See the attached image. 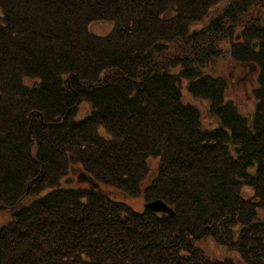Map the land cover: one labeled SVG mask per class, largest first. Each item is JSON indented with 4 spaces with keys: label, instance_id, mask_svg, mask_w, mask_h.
Segmentation results:
<instances>
[{
    "label": "trees",
    "instance_id": "trees-1",
    "mask_svg": "<svg viewBox=\"0 0 264 264\" xmlns=\"http://www.w3.org/2000/svg\"><path fill=\"white\" fill-rule=\"evenodd\" d=\"M225 41L259 68L251 116L207 69ZM26 197L0 264H264V0H0V206Z\"/></svg>",
    "mask_w": 264,
    "mask_h": 264
},
{
    "label": "rangeland",
    "instance_id": "rangeland-1",
    "mask_svg": "<svg viewBox=\"0 0 264 264\" xmlns=\"http://www.w3.org/2000/svg\"><path fill=\"white\" fill-rule=\"evenodd\" d=\"M201 25V24H198ZM113 24L109 21H95L90 23L89 28L95 33L105 35L112 29ZM241 32L238 31V35ZM241 37V36H240ZM239 39V36L238 38ZM234 37L233 40L237 41ZM233 44L230 41H225L223 44V51L214 61H212L207 69L216 77L225 79L228 83V90L226 93L227 99L233 100L240 113L245 116H251L256 108V99L253 94L254 88L258 85V72L259 68L252 64H244L241 61H237L233 57ZM183 96L186 101H189L203 111V122L205 125L212 127L215 126L216 121L209 112L207 106L209 101L202 98H194L186 89L183 90ZM89 110V104L83 101L79 106V115L83 116ZM153 163V162H152ZM152 167L154 171L156 163ZM80 167H72L66 180H70L72 185L75 186H87V177L82 175ZM65 180V179H64ZM246 188V187H245ZM244 188V189H245ZM104 192L110 193L112 197L120 199L130 204L136 210H142L144 208L145 199L143 195L124 198L121 194L115 191L113 187L103 186ZM247 194L252 195V188H246ZM31 200L30 197H26L22 202L17 203L11 208L0 206V226L7 223L13 217L14 208L23 205ZM261 216L264 217V210L260 211ZM202 249H204L209 255L216 258L233 257L237 261V252L229 248L228 246L218 244L214 239L207 238L200 243ZM238 264H244L238 259Z\"/></svg>",
    "mask_w": 264,
    "mask_h": 264
},
{
    "label": "water",
    "instance_id": "water-1",
    "mask_svg": "<svg viewBox=\"0 0 264 264\" xmlns=\"http://www.w3.org/2000/svg\"><path fill=\"white\" fill-rule=\"evenodd\" d=\"M254 47L257 46V43L255 42ZM145 207L151 208L154 211H160V212H167L170 214L174 213V209L170 207L164 200L162 199H156L150 202L145 203Z\"/></svg>",
    "mask_w": 264,
    "mask_h": 264
}]
</instances>
